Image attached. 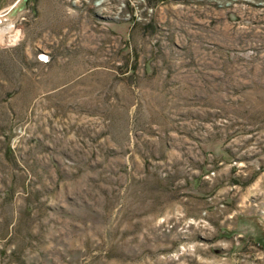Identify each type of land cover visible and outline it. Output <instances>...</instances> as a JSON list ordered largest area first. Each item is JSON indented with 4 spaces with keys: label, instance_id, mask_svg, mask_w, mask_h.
Here are the masks:
<instances>
[{
    "label": "rangeland",
    "instance_id": "rangeland-1",
    "mask_svg": "<svg viewBox=\"0 0 264 264\" xmlns=\"http://www.w3.org/2000/svg\"><path fill=\"white\" fill-rule=\"evenodd\" d=\"M100 2L0 0V264H264V0Z\"/></svg>",
    "mask_w": 264,
    "mask_h": 264
},
{
    "label": "built area",
    "instance_id": "built-area-1",
    "mask_svg": "<svg viewBox=\"0 0 264 264\" xmlns=\"http://www.w3.org/2000/svg\"><path fill=\"white\" fill-rule=\"evenodd\" d=\"M103 1L104 0H101V2L100 3H98V5H100V4H103ZM154 7L153 6H145V7H143L142 9L143 10H145L146 11V14L147 15H152V13H153V11H154V9H153ZM136 9V8H135ZM132 11L134 12V8L132 9ZM7 11H4V12H1L0 13V23L2 22V15H3V13L5 14ZM104 12H106V8L105 7H101V13L103 14V15H105L106 16V14L104 13ZM140 15H138V12H134V13H128V17H131L132 19H134V20H142V17H139ZM39 57H41V59L42 60H45L46 61V56L44 57V55L42 56V55H40ZM44 57V58H43Z\"/></svg>",
    "mask_w": 264,
    "mask_h": 264
},
{
    "label": "crops",
    "instance_id": "crops-1",
    "mask_svg": "<svg viewBox=\"0 0 264 264\" xmlns=\"http://www.w3.org/2000/svg\"><path fill=\"white\" fill-rule=\"evenodd\" d=\"M151 1V3L153 4V5H156L158 8H162L163 7V4L165 5V3L167 2V0H150ZM92 17L94 18V19H92V20H94L95 22H97V24H99L100 26H102V27H104L105 25H103L104 23H103V21H101V20H98V18H97V16L93 13L92 14ZM96 18V19H95ZM162 21V20H161ZM136 25H139V24H136ZM106 28V27H105ZM93 68V70H95L96 69V67H92ZM98 69H104V68H106V67H104V66H102V67H97Z\"/></svg>",
    "mask_w": 264,
    "mask_h": 264
},
{
    "label": "trees",
    "instance_id": "trees-1",
    "mask_svg": "<svg viewBox=\"0 0 264 264\" xmlns=\"http://www.w3.org/2000/svg\"><path fill=\"white\" fill-rule=\"evenodd\" d=\"M149 2L151 3V1L149 0Z\"/></svg>",
    "mask_w": 264,
    "mask_h": 264
}]
</instances>
